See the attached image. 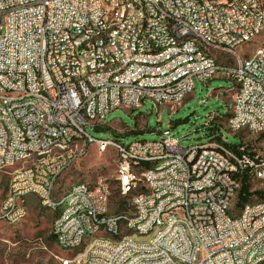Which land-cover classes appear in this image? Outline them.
I'll return each instance as SVG.
<instances>
[{
	"label": "built area",
	"instance_id": "2783aa9c",
	"mask_svg": "<svg viewBox=\"0 0 264 264\" xmlns=\"http://www.w3.org/2000/svg\"><path fill=\"white\" fill-rule=\"evenodd\" d=\"M107 4H114L112 19H104ZM262 6L263 0H0V68H6L0 75V170L14 167L0 219L18 221L27 213V196L34 194L58 207L59 244L71 251L88 243L87 264H180L171 257L158 262V254L167 255L168 240L138 244V253H131L126 238L93 237V228L117 232L123 225L108 220L101 178L76 186L68 208L48 200L89 146L104 148L114 140L125 179L122 197L128 200L129 185L149 188V195L128 200L130 224L150 232L161 216L179 215L204 237L200 264H264V205L251 209L245 220L236 218V205L234 217H227L229 190L239 196L243 174L251 183L264 182V171H257L264 161L260 150L244 140L229 143L223 134L227 154L200 150V144L183 147L171 129L160 139L129 144L86 129L105 127L112 110L139 108L145 99L179 106L194 91L195 79L220 77L222 70H213V63H237L235 84L226 90L233 93L227 125L232 132L263 134L264 51H240L256 42L264 27ZM187 32L196 33L194 43H183ZM113 34H120V42H113ZM81 37H89L90 45L79 47ZM197 44H204V51H197ZM117 54H124L126 68L105 72V63L117 61ZM88 64H95V71H88ZM176 74H183V81H176ZM164 77H174V84H164ZM85 78H93L96 88L87 89ZM236 86H243V94H236ZM79 88L87 89V104L78 101ZM12 102H22V109L12 110ZM83 112L94 114V122L85 121ZM40 113L57 120V128L47 129ZM50 142H60V149H50ZM148 160H159V167L138 170V163ZM134 203H141V213H133ZM19 204H26V211H19ZM86 213H93V220H86ZM170 239L184 246L177 223ZM93 245H101V254L88 260ZM64 260L69 264L72 258Z\"/></svg>",
	"mask_w": 264,
	"mask_h": 264
},
{
	"label": "rangeland",
	"instance_id": "374dc122",
	"mask_svg": "<svg viewBox=\"0 0 264 264\" xmlns=\"http://www.w3.org/2000/svg\"><path fill=\"white\" fill-rule=\"evenodd\" d=\"M256 45V42H250L241 46L240 51L251 53ZM195 82L194 91L179 106L157 105L145 99L139 108L121 106L112 110L107 115L105 127L95 130L87 126L86 129L95 137L118 138L125 144L157 140L163 130L171 129L183 147L211 142L223 134L229 143L244 140L264 155V133L253 136L246 132H232L227 125L233 93L226 90L233 86L234 80L220 76L205 83L199 79ZM214 112L218 116L210 119ZM113 150L109 147L103 152L98 144L89 146L87 154L61 176L56 195L65 193L73 183L105 178L111 189L109 212L127 210L128 200L120 194L115 179L117 164ZM13 170L14 167L0 170V206ZM251 189L264 190V182H252ZM33 198L34 195L28 196L29 214L23 222L7 224L0 219V264H63L62 260L68 258H72V264H83L88 243L71 251L59 246L52 234V220L57 208L45 209ZM257 199L260 198L253 196L249 201ZM148 238V235L142 237Z\"/></svg>",
	"mask_w": 264,
	"mask_h": 264
},
{
	"label": "bare ground",
	"instance_id": "6f19581e",
	"mask_svg": "<svg viewBox=\"0 0 264 264\" xmlns=\"http://www.w3.org/2000/svg\"><path fill=\"white\" fill-rule=\"evenodd\" d=\"M208 3H215V0H208ZM262 13H264V6H262ZM114 14V4H107L104 12V19H112ZM196 41L195 32H187L186 36H183V43H194ZM113 42H120V34H113ZM256 47L250 54L260 55L264 51V27L259 28L258 38L256 39ZM90 45L89 37H81L79 39V47H86ZM197 51H204V44H197ZM126 68V61H124V54H117V61H109L105 63V72H117L120 69ZM213 70L220 71V76L227 77L234 80L235 75L232 73L237 72V63H213ZM88 71H95V64H88ZM0 75H6V68H0ZM176 81H183V74H176ZM164 84H174V77H164ZM85 87L87 89L96 88V81L93 78H85ZM86 88H79L78 101L80 104L88 103V92ZM236 94H243V86H236ZM121 107V106H120ZM129 107V106H125ZM22 109V102H12V110ZM83 119L87 122H94V114L91 112H83ZM40 122L47 123V129L57 128V120H49L47 113H40ZM109 147L117 149V142L114 140H107L104 148H100L105 152ZM50 149H60V142H50ZM200 150L204 151H216L220 154H227V146L225 143L218 140H211V142L201 143ZM117 175L116 181L120 194H124L125 179L121 177V164L116 161ZM159 167V160L141 161L138 163V170H152ZM257 171H264V161L257 163ZM87 181L77 182L70 185L69 189L57 197L55 195L57 186H53V192H48V200L60 202L61 208H68L74 201V194L76 186H84ZM101 183L106 189L104 210L108 213V220L111 222L121 221L123 225H120V230L116 232L115 228L100 227L93 228V237L116 239V241H126L129 243V250L131 253H138V244L142 246H152L156 241H167L165 245L166 254H158L159 263H169V257L175 262L180 264H200L204 257V237H198L195 234V228L191 220L179 218V215L161 216V222L154 224L150 232L148 230L137 229L136 224H130L129 220L132 219V209L130 206L127 210H123L119 213H110L108 203L111 198V189L105 178H101ZM140 195H149V188L145 186H128V200L137 201ZM238 201V195L236 190H229V199L227 201V217H234V210ZM44 207L54 208L53 204L39 201ZM264 205V198H260L254 201H247L236 210V218L238 220H245L250 214L251 209H259ZM58 208V207H56ZM19 211H26V204H19ZM28 213V210H27ZM27 213H22L18 217V221L13 224H17L24 220ZM133 213H141V203H134ZM4 217V210H0V218ZM86 220H93V213H86ZM174 223H177L178 235H183L184 246L179 244L176 239L173 238ZM57 227V216L55 217L52 225V234L55 237L58 245L70 250V247H64V244H59L60 238H63V231H55ZM105 231V233H102ZM148 235V239H142L143 236ZM86 243H81L80 247ZM88 247V246H87ZM88 250V248H87ZM190 252V253H189ZM101 254V245H93L88 253V260H95L98 255ZM63 264H66V260H62ZM73 260L69 262L72 264ZM83 264H87V259H84Z\"/></svg>",
	"mask_w": 264,
	"mask_h": 264
},
{
	"label": "trees",
	"instance_id": "16d2710c",
	"mask_svg": "<svg viewBox=\"0 0 264 264\" xmlns=\"http://www.w3.org/2000/svg\"><path fill=\"white\" fill-rule=\"evenodd\" d=\"M218 141L221 140V136H216ZM254 195H257L259 198H264V190H255L251 191V181L247 174H243L242 178V187L239 192L237 206L240 207L247 201L251 200ZM53 236V235H52ZM54 237V236H53Z\"/></svg>",
	"mask_w": 264,
	"mask_h": 264
},
{
	"label": "crops",
	"instance_id": "0c3cea01",
	"mask_svg": "<svg viewBox=\"0 0 264 264\" xmlns=\"http://www.w3.org/2000/svg\"><path fill=\"white\" fill-rule=\"evenodd\" d=\"M30 195H34V194H30ZM30 195H28V196H30ZM55 195H56V192H55ZM28 196H27V204H28V202H29V200H28ZM57 196V195H56ZM57 197H59V196H57ZM34 200H36L37 201V203H39V205L41 206V207H43V208H45V209H47L48 207H44V206H42L41 204H40V202L38 201V199H37V197L34 195V198H33ZM27 210H28V213H27V216H28V214H29V204H28V207H27ZM55 214V216L53 217V220H52V225H53V221H54V219H55V217L57 216V214H58V208H57V211L54 213ZM27 216H26V218H27ZM25 218V219H26ZM24 219V220H25ZM23 220V221H24ZM22 221V222H23ZM21 223V222H20Z\"/></svg>",
	"mask_w": 264,
	"mask_h": 264
}]
</instances>
